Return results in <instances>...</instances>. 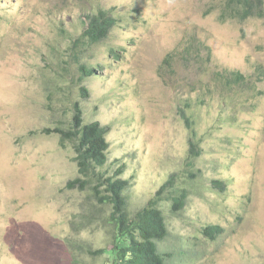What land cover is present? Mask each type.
<instances>
[{
  "label": "rangeland",
  "instance_id": "obj_1",
  "mask_svg": "<svg viewBox=\"0 0 264 264\" xmlns=\"http://www.w3.org/2000/svg\"><path fill=\"white\" fill-rule=\"evenodd\" d=\"M226 1L0 0V264H106L111 210L90 187L114 169L130 217L161 211L166 264H264V17H223ZM100 9L114 25L74 59ZM73 102L107 130L104 169L80 175L46 134Z\"/></svg>",
  "mask_w": 264,
  "mask_h": 264
},
{
  "label": "trees",
  "instance_id": "obj_2",
  "mask_svg": "<svg viewBox=\"0 0 264 264\" xmlns=\"http://www.w3.org/2000/svg\"><path fill=\"white\" fill-rule=\"evenodd\" d=\"M263 5V0H227L223 17L241 20L263 18ZM114 23L115 19L109 10L100 9L87 16L84 22V32L80 39L74 41V52L71 48L72 54L77 52L72 57L74 59L78 57L82 38L89 44H95L106 37ZM78 71L83 74L82 78H88L92 69L88 66H79ZM236 78L241 79V76H236ZM82 91H84L83 97L87 98L88 90ZM71 105L69 125L63 128L48 129L46 134L54 133L62 141L71 142L75 153L73 161L76 163L80 175L94 172L92 165L95 168L104 169L105 151L108 149L105 140L107 130H104L97 122L84 124L81 106L75 102ZM112 171L110 178H105L97 172L94 175L96 184L91 183L90 187L93 197L100 204L110 207L109 223L114 228L111 247L98 249L93 254L103 257L106 264H166V260L161 257L157 248V242H162L167 234L161 211L154 204H150L137 212L134 217H130L124 210V189L127 181L121 178L118 169ZM172 181L173 179L170 178L156 192V198L171 186ZM77 184H80L82 188L83 184L90 183L73 180L67 183V187L73 189ZM181 194L172 198L174 209L180 208L179 204L184 202Z\"/></svg>",
  "mask_w": 264,
  "mask_h": 264
}]
</instances>
